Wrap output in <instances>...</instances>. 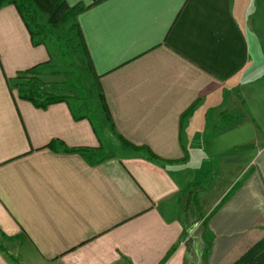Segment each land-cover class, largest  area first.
Returning <instances> with one entry per match:
<instances>
[{
    "label": "crops",
    "instance_id": "1",
    "mask_svg": "<svg viewBox=\"0 0 264 264\" xmlns=\"http://www.w3.org/2000/svg\"><path fill=\"white\" fill-rule=\"evenodd\" d=\"M63 1L101 109L9 89L50 59L1 6L0 264H192L202 169L194 245L233 264L264 237V0Z\"/></svg>",
    "mask_w": 264,
    "mask_h": 264
},
{
    "label": "rangeland",
    "instance_id": "2",
    "mask_svg": "<svg viewBox=\"0 0 264 264\" xmlns=\"http://www.w3.org/2000/svg\"><path fill=\"white\" fill-rule=\"evenodd\" d=\"M28 21L31 28L37 34L35 38L44 37L43 41L39 44L45 46L50 59L49 63L44 67L45 73L43 75H46L42 76L43 79L40 78L44 88L55 95H63L73 99L81 98L82 102L80 103L83 106L85 105L88 111L100 110L101 106L97 88L89 73L88 63L82 46L75 35V28L71 27L73 19L71 18L64 25L55 27L48 24L45 16L39 13L34 18H29ZM71 101L74 102L73 100ZM209 172H211L210 169H202L198 172L196 179H202L203 182L197 185H189L187 189L189 191L186 192L187 196L189 194L192 195L191 193L193 195L196 194V189H199L196 186H205V184H208L206 181L211 176ZM202 206L199 209L205 208L207 201ZM202 227H204L202 221H197L192 224L189 227L188 234L184 236V242H188L190 236H196ZM201 236H203L202 232ZM191 263L203 264V256L193 254L191 256Z\"/></svg>",
    "mask_w": 264,
    "mask_h": 264
},
{
    "label": "trees",
    "instance_id": "3",
    "mask_svg": "<svg viewBox=\"0 0 264 264\" xmlns=\"http://www.w3.org/2000/svg\"><path fill=\"white\" fill-rule=\"evenodd\" d=\"M13 4L19 14L21 15L27 29L30 32L31 40L33 44H39L43 41L44 37L36 39V32L31 28L28 19L34 18L39 13L43 14L46 18V22L52 26L58 27L66 24L71 18L73 19L72 28H75V35L78 38L84 55L86 57L89 73H90V63L88 59L87 50L84 46L82 34L79 30L78 24L76 22V15L79 13L80 8L69 7L63 0H0V8L4 4ZM35 67H31L24 71H20L16 74L15 77L8 81L9 89H14L17 92L19 98L25 99L33 103L36 107H45L52 102H57L59 100L65 99V96L55 95L47 91L39 72L35 71ZM46 75V74H45ZM44 75V76H45ZM69 151H77L79 149H67ZM153 156V155H151ZM153 158H156L153 156ZM188 195L183 209V218L188 220L189 223L184 226L183 233L186 236L190 230L192 224L200 220V217L197 213V217H194V207L197 203L196 194ZM194 201V204H193ZM192 206V209L189 206ZM205 221V220H204ZM204 221L203 226H204ZM189 241L186 242L187 256L191 257L194 255H202L203 261L205 260L206 251H197L195 248L193 237H189ZM192 238V240H191ZM193 241V242H192ZM206 247V246H205ZM204 247V248H205ZM0 249L2 246L0 245ZM233 264H264V237L256 242L252 247H250L239 259H237Z\"/></svg>",
    "mask_w": 264,
    "mask_h": 264
}]
</instances>
